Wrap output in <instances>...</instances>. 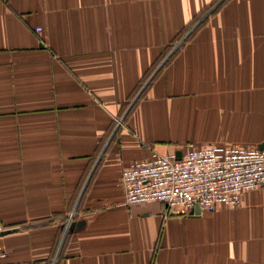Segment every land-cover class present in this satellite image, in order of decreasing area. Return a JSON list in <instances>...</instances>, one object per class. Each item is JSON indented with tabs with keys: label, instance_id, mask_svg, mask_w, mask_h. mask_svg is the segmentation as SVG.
Wrapping results in <instances>:
<instances>
[{
	"label": "crops",
	"instance_id": "0c3cea01",
	"mask_svg": "<svg viewBox=\"0 0 264 264\" xmlns=\"http://www.w3.org/2000/svg\"><path fill=\"white\" fill-rule=\"evenodd\" d=\"M216 1L0 0V264H264V188L124 203L153 153L264 147V0Z\"/></svg>",
	"mask_w": 264,
	"mask_h": 264
},
{
	"label": "built area",
	"instance_id": "2783aa9c",
	"mask_svg": "<svg viewBox=\"0 0 264 264\" xmlns=\"http://www.w3.org/2000/svg\"><path fill=\"white\" fill-rule=\"evenodd\" d=\"M121 183L129 207L155 202L171 215L191 213L196 206L201 213L220 205L236 208L244 193L264 188V148L189 144L180 158L153 153L133 163L123 171ZM6 231L0 223V235Z\"/></svg>",
	"mask_w": 264,
	"mask_h": 264
},
{
	"label": "trees",
	"instance_id": "16d2710c",
	"mask_svg": "<svg viewBox=\"0 0 264 264\" xmlns=\"http://www.w3.org/2000/svg\"><path fill=\"white\" fill-rule=\"evenodd\" d=\"M218 1H216V2H218ZM216 2L213 3V5H211V7L209 9L203 11L201 13V15L195 20V22H198L202 17H204L210 11V9L216 4ZM187 31H188V29H187ZM187 31H185L184 33H186ZM184 33L177 35L175 37V39L172 41V43L163 51V54H162L161 59L159 61H162L164 58H166V56L169 55L163 65H165L175 55V53L177 51V46H176L177 42L180 40V38H182Z\"/></svg>",
	"mask_w": 264,
	"mask_h": 264
},
{
	"label": "water",
	"instance_id": "95a60500",
	"mask_svg": "<svg viewBox=\"0 0 264 264\" xmlns=\"http://www.w3.org/2000/svg\"><path fill=\"white\" fill-rule=\"evenodd\" d=\"M263 148L264 147H260V149H263ZM176 156H177V158H180V153H177ZM200 214H201V212H200L199 208L196 206L194 208V210L190 213V216L196 217V216H199ZM5 233H3V234H5Z\"/></svg>",
	"mask_w": 264,
	"mask_h": 264
}]
</instances>
